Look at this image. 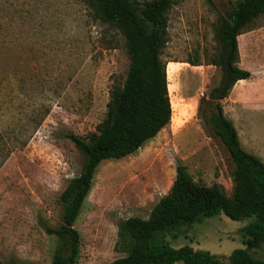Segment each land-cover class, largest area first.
I'll list each match as a JSON object with an SVG mask.
<instances>
[{
	"label": "rangeland",
	"instance_id": "obj_1",
	"mask_svg": "<svg viewBox=\"0 0 264 264\" xmlns=\"http://www.w3.org/2000/svg\"><path fill=\"white\" fill-rule=\"evenodd\" d=\"M173 1L162 52L171 124L134 155L98 167L74 226L80 245L72 264H110L125 257L133 245L125 221L149 218L169 193L178 166L197 184L219 185L233 195L235 165L208 122V103L224 77L222 67L212 65L222 51L217 36L221 18L228 19L241 0ZM238 41V66L253 75L219 103L234 120L243 148L264 162V16ZM129 67L122 33L96 18L88 0H0L4 264H53L57 254H69L47 231L63 224L60 196L85 165L83 153L68 136L92 143L107 131L108 104L120 96ZM175 69L182 71L173 79ZM252 221L220 213L168 240L176 249L190 247L227 260L235 250L245 249L241 230ZM252 255L264 260V249Z\"/></svg>",
	"mask_w": 264,
	"mask_h": 264
},
{
	"label": "trees",
	"instance_id": "obj_2",
	"mask_svg": "<svg viewBox=\"0 0 264 264\" xmlns=\"http://www.w3.org/2000/svg\"><path fill=\"white\" fill-rule=\"evenodd\" d=\"M101 22L115 26L126 41L130 67L121 94L108 104L104 123L107 131L92 143L76 135L68 138L85 157L81 174L71 179L60 196L64 206L63 224L56 235L69 251L57 254L53 264H72L79 253L80 236L75 223L89 196L98 167L109 160L134 155L148 141L166 129L173 110L169 94L167 65L162 52L167 44V13L173 0H88ZM264 16V0H241L221 18L217 36L222 46L219 61L225 75L231 73L224 98L242 80L252 75L238 66L239 37L258 18ZM193 66H197L192 64ZM209 124L228 150L235 165L232 172L233 195L229 197L219 185L197 184L182 166L167 195L162 197L148 219L132 217L124 229L133 240L129 253L110 264H264L252 255L264 249V162L242 146L234 123L225 115L219 102H209ZM220 213L231 220L253 219L241 230L245 249L235 250L227 260L216 255L194 251L190 247L174 248L169 236L178 238L182 229L200 224ZM0 264H4L0 261Z\"/></svg>",
	"mask_w": 264,
	"mask_h": 264
},
{
	"label": "water",
	"instance_id": "obj_3",
	"mask_svg": "<svg viewBox=\"0 0 264 264\" xmlns=\"http://www.w3.org/2000/svg\"><path fill=\"white\" fill-rule=\"evenodd\" d=\"M231 73L229 71V67L226 65L225 68V75L221 81L219 89L212 92V94L209 97V100L212 102H220L224 99V94L227 90L229 81H230Z\"/></svg>",
	"mask_w": 264,
	"mask_h": 264
},
{
	"label": "crops",
	"instance_id": "obj_4",
	"mask_svg": "<svg viewBox=\"0 0 264 264\" xmlns=\"http://www.w3.org/2000/svg\"><path fill=\"white\" fill-rule=\"evenodd\" d=\"M246 71H249V70H246ZM250 72V71H249ZM251 73V72H250ZM251 75H253L252 73H251ZM252 78V77H251ZM251 80V79H250ZM250 80H242V81H239L238 83H244V82H248V81H250ZM237 103V102H236ZM232 106H233V104H230V108H232ZM224 109V108H223ZM247 112V111H246ZM224 113H225V115H226V111H225V109H224ZM233 123H234V120L232 119V118H230V117H228ZM234 125H235V123H234ZM236 127V126H235ZM239 133V132H238ZM240 136V135H239ZM234 171V170H233ZM232 171V172H233Z\"/></svg>",
	"mask_w": 264,
	"mask_h": 264
},
{
	"label": "bare ground",
	"instance_id": "obj_5",
	"mask_svg": "<svg viewBox=\"0 0 264 264\" xmlns=\"http://www.w3.org/2000/svg\"><path fill=\"white\" fill-rule=\"evenodd\" d=\"M181 71H182V70H181ZM181 71H178V69H177V70H176V69L173 70V71H172V75H173L172 77H173V79L178 78V73L181 72ZM190 104H191V103H190ZM190 110H191V109H190ZM172 117H173V116H172Z\"/></svg>",
	"mask_w": 264,
	"mask_h": 264
}]
</instances>
